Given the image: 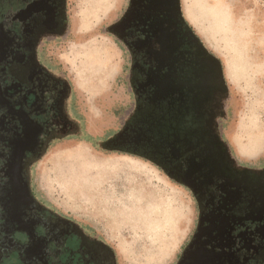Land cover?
Returning a JSON list of instances; mask_svg holds the SVG:
<instances>
[{"label":"flooded vegetation","instance_id":"af4514ba","mask_svg":"<svg viewBox=\"0 0 264 264\" xmlns=\"http://www.w3.org/2000/svg\"><path fill=\"white\" fill-rule=\"evenodd\" d=\"M67 1L0 0V264H117L34 182L50 144L76 136L148 160L191 192L197 222L177 264H264V161L241 160L224 136V67L186 1L128 0L111 32L128 54L132 105L101 142L72 112L71 82L48 66L47 43L68 29Z\"/></svg>","mask_w":264,"mask_h":264},{"label":"rangeland","instance_id":"374dc122","mask_svg":"<svg viewBox=\"0 0 264 264\" xmlns=\"http://www.w3.org/2000/svg\"><path fill=\"white\" fill-rule=\"evenodd\" d=\"M185 1L194 29L224 67V136L241 160L259 164L264 161V144H259L264 140V0H225L224 14H214L203 6L204 0ZM67 3L68 29L47 43L48 66L54 72L58 67L71 82L72 112L80 115L89 138L101 142L120 127L132 105L128 54L111 32L128 0ZM94 10L96 17L89 19ZM95 120L98 127L92 129ZM83 139L59 138L50 144L33 169L38 191L103 238L117 264H177L197 222L191 192L148 160L103 151ZM78 147L87 149L91 158L106 160L93 174L102 169L115 174L109 160L140 166L137 175L121 174L114 205L105 206L104 197L95 205L92 197L68 187L71 174L64 162L77 161Z\"/></svg>","mask_w":264,"mask_h":264},{"label":"crops","instance_id":"0c3cea01","mask_svg":"<svg viewBox=\"0 0 264 264\" xmlns=\"http://www.w3.org/2000/svg\"><path fill=\"white\" fill-rule=\"evenodd\" d=\"M97 127L98 121H92L91 128L97 129ZM74 157H76L77 161L71 160L64 162L65 166H69V169L66 168L65 172L67 173L69 171L71 174L67 178L68 187L70 186L69 188L76 194L84 193L86 196L92 197L95 200V205L98 206L102 203V197L106 198L107 204L103 203L105 206L115 204V189L116 185L120 182L121 174L130 173L129 177L137 175V172L132 167L134 165L132 163L137 164L136 162L109 160L107 161L109 162L108 165L111 164L113 167L112 172L115 174L104 173L103 169L93 174L92 172L96 170V167L101 168L103 166L101 162L105 161L104 163H106V160H102L99 157L91 158L92 156L87 149L81 147L76 149Z\"/></svg>","mask_w":264,"mask_h":264},{"label":"bare ground","instance_id":"6f19581e","mask_svg":"<svg viewBox=\"0 0 264 264\" xmlns=\"http://www.w3.org/2000/svg\"><path fill=\"white\" fill-rule=\"evenodd\" d=\"M226 1L225 0H204V3H203V6L205 7H211V11L214 13V14H224V8H225V3ZM102 10V9H101ZM91 16H94L96 17V13H95V10H94V14H90L88 17L89 19H91L90 17ZM264 139V138H263ZM264 144V140L261 141L259 144ZM262 144V145H263ZM91 161V160H90ZM100 162V161H99ZM105 162V161H103ZM98 163V162H97ZM102 163V162H101ZM134 165H132L133 167V170H135L136 172L139 173L140 171V166L138 164H135V163H132ZM110 165V164H109Z\"/></svg>","mask_w":264,"mask_h":264},{"label":"water","instance_id":"95a60500","mask_svg":"<svg viewBox=\"0 0 264 264\" xmlns=\"http://www.w3.org/2000/svg\"><path fill=\"white\" fill-rule=\"evenodd\" d=\"M120 134H121V132L117 134V137H118ZM114 140H116V138H114L113 141H114ZM113 141H110V140H109L108 143L113 142Z\"/></svg>","mask_w":264,"mask_h":264}]
</instances>
